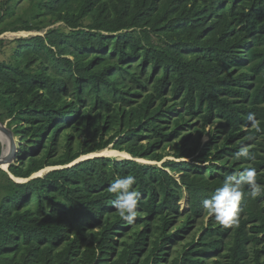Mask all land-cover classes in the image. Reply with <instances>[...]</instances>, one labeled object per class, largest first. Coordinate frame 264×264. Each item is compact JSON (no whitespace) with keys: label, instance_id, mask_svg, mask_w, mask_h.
<instances>
[{"label":"trees","instance_id":"obj_1","mask_svg":"<svg viewBox=\"0 0 264 264\" xmlns=\"http://www.w3.org/2000/svg\"><path fill=\"white\" fill-rule=\"evenodd\" d=\"M40 7L70 31L20 38L12 59L0 60V104L17 122L15 133L39 145L24 147L10 173L0 169V264H264V193L252 199L247 185L238 223L225 227L212 216L197 243L176 257L169 251L225 176L254 167L264 185V0H46ZM118 124V140L103 134L81 151L68 143L59 161L50 158L66 125L94 134ZM111 144L162 165L97 156L31 178ZM242 145L253 159L236 158ZM167 148L173 159L165 160ZM127 175L136 177L134 223L142 229L119 217L108 191ZM183 188L189 217L172 232Z\"/></svg>","mask_w":264,"mask_h":264},{"label":"rangeland","instance_id":"obj_2","mask_svg":"<svg viewBox=\"0 0 264 264\" xmlns=\"http://www.w3.org/2000/svg\"><path fill=\"white\" fill-rule=\"evenodd\" d=\"M45 1L46 0H0V60H7V58H9L10 61V59H12V55L15 49L18 45H20V38L44 35L49 29L54 28H60L61 30L68 32L70 31V28L63 21H59L55 17L45 13L44 9L40 7V4ZM92 22L93 20L90 17L86 18L83 21L85 25L91 24ZM26 28H31V30H27L30 31V34H8L10 32L22 31H13L14 29L25 30ZM148 86L152 90V85ZM4 109V106L0 104V124L2 123L1 125L4 128V131L3 129H1V131L3 132V137H0V155L3 154L5 148L7 147L8 140L11 148L14 147L15 149L17 159L14 162H16L18 161V156L22 153L24 147L31 145V147H33L34 149H38L39 145H37V143H32L35 139H33L31 136H24L23 134L15 133L14 128L16 127L17 122L12 121L13 117H11V115L5 112ZM21 124H24V122H21ZM198 124L200 125V122ZM216 126L217 124L215 122L212 125H208L206 127V134L202 136V142H206L207 140H209V132L215 129ZM119 127H122V125L118 124V126H116L112 131L105 130L102 131V133L94 130L93 134V132L89 131V129H87L86 127L75 131L73 126L66 125V127H63V129L65 128V130H61V132L59 133V138L56 142L55 150L51 154H49L50 158L59 161L61 158L60 156L67 151L68 143H70L71 148H73V150L75 149L81 151L85 148L86 142H89L90 144H95L97 143V141H99L100 136H103V134L105 140H108L112 136L113 138H116L115 140H118L120 138V136L118 135ZM69 130L74 131V135L71 137L70 141L68 140L67 136L69 134ZM197 134L198 133L196 132L195 136H197ZM205 135H207V140L204 139ZM144 142L146 143L147 141L145 140ZM45 143H48L46 142V139L44 140L43 144ZM112 145L113 144H111L109 147H112ZM162 152L167 155L165 160L174 158L172 155V152L174 151H171L169 148L162 150ZM30 154V152L26 153V160H28ZM44 154H47L46 147H42L38 151V155L42 156ZM209 163H211V161L206 164ZM154 164L162 165V162ZM71 165L73 164L69 163L66 165H57L52 167L50 166L49 170H46L49 168L46 167V169L44 168V170L39 171L37 175L45 176L51 170L69 167ZM13 177L15 178V180L18 181V179H16V176ZM3 180L4 179L0 174V182H4ZM24 180L25 179L19 181ZM182 196L183 198L180 201V211L173 218L174 223L170 229L172 232H175L181 225H183L189 217V196L185 188H183ZM211 217L212 216H210L205 209L202 212L201 216H197L194 218L192 217V226L187 229L184 233H180L179 237H175V240H173L171 245H169V251L173 254L172 257H176L180 253H182L184 249L187 248H185L187 244L194 242L197 243L199 241L201 235L204 233V230H206L212 222ZM156 226L157 223L153 225V221H151L150 227L155 228ZM142 227V225H139L137 223L133 224V229H142ZM155 236L156 235L154 234L152 236V239H154ZM226 241H229L228 237L226 238ZM150 246L152 247V244Z\"/></svg>","mask_w":264,"mask_h":264},{"label":"clouds","instance_id":"obj_3","mask_svg":"<svg viewBox=\"0 0 264 264\" xmlns=\"http://www.w3.org/2000/svg\"><path fill=\"white\" fill-rule=\"evenodd\" d=\"M247 120L257 130L259 129L255 113H248ZM204 139L207 140V135ZM241 157L253 159L247 145L240 146L236 153L237 159ZM8 172L10 173V171ZM134 184H136V177L127 175L115 179L108 188L110 193L115 194V199L112 201L113 207L117 210L119 217L128 224L134 223L138 214L140 193L133 188ZM245 185L250 189L249 196L252 199H256L264 193V185L257 183L256 169L247 167L242 171H234L225 176L222 186L218 187L213 195L204 198L201 203L207 213L214 216L218 224L225 227L236 224L238 223L240 204L245 195L243 192Z\"/></svg>","mask_w":264,"mask_h":264},{"label":"bare ground","instance_id":"obj_4","mask_svg":"<svg viewBox=\"0 0 264 264\" xmlns=\"http://www.w3.org/2000/svg\"><path fill=\"white\" fill-rule=\"evenodd\" d=\"M8 34H11V35L30 34V31L10 32ZM0 137L1 138L3 137V132L1 131V129H0ZM4 141H6V140H4ZM10 151H11V146L9 144V141L7 140V147L5 148V150L3 152V156L6 157V155H8L10 153ZM95 156L115 157L117 159H123V158L124 159H126V158L135 159V160H137L139 162L149 163V164L160 163V162H156V161H151L150 159H147V158L134 157L127 151H120V150H117V149H115L113 147H108V148H105V149L96 150V151L91 152V153L86 154V155H82L81 157H79L76 160H74L72 162V164L75 165V164L79 163L80 161H82L83 159L85 160L87 158H91V157H95ZM8 165H9L8 163H3V164H0V167L6 170L8 168ZM49 169H50V167L48 169H46V170H49ZM11 175H12V177L14 176L13 174H11ZM33 176H40V175L35 174ZM16 179H18V181L19 180H23V178H20V177L19 178L17 177ZM27 180H29V178L28 179L26 178L24 181H27Z\"/></svg>","mask_w":264,"mask_h":264},{"label":"water","instance_id":"obj_5","mask_svg":"<svg viewBox=\"0 0 264 264\" xmlns=\"http://www.w3.org/2000/svg\"><path fill=\"white\" fill-rule=\"evenodd\" d=\"M1 124H2V123H1ZM1 124H0V129H3V130H4V128L2 127ZM12 142H13V141H12ZM16 159H17V158H16V152H15L14 147H12L10 153H9L8 155H6V157H4L3 154L0 155V164L8 163L9 165H8V168L6 169V171H9V167H10V165H11L12 163H14V161H15ZM0 169H3V168L0 167ZM4 170H5V169H4ZM33 177H36V176H32L31 178H33ZM12 178H13V177H12ZM31 178H29V179H31Z\"/></svg>","mask_w":264,"mask_h":264}]
</instances>
